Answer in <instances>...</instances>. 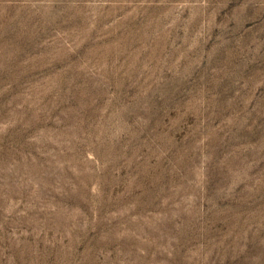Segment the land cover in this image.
<instances>
[{"label": "rangeland", "instance_id": "1", "mask_svg": "<svg viewBox=\"0 0 264 264\" xmlns=\"http://www.w3.org/2000/svg\"><path fill=\"white\" fill-rule=\"evenodd\" d=\"M0 264H264V0H0Z\"/></svg>", "mask_w": 264, "mask_h": 264}]
</instances>
